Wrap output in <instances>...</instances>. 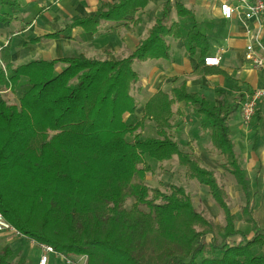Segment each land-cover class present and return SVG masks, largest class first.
Here are the masks:
<instances>
[{
  "label": "trees",
  "instance_id": "16d2710c",
  "mask_svg": "<svg viewBox=\"0 0 264 264\" xmlns=\"http://www.w3.org/2000/svg\"><path fill=\"white\" fill-rule=\"evenodd\" d=\"M147 2L108 5L69 28L97 32L101 21L123 22ZM20 7L21 0H0V23L13 22ZM166 17L136 51L116 61L80 55L15 65L10 45L0 50V212L19 236L62 256L82 257L85 264H264V191L251 182L229 126L238 107L225 99L212 103L184 82L170 92L158 91L143 118H135L133 88L140 76L134 63L168 59L164 38L182 37L174 25L167 28ZM64 36L56 32L32 43ZM208 43L199 31L187 40L200 70ZM59 65H64L61 71ZM7 91L20 93L16 104L5 99ZM182 103L210 134L224 160L219 167L243 194L239 214L232 211L216 171L183 151L170 134L174 116L184 115ZM148 119L156 137L130 138ZM175 157L189 180L208 188L223 224L199 212L183 186L146 184L149 160L164 163ZM130 199L135 202L128 209ZM15 259L9 245L0 248V264H27Z\"/></svg>",
  "mask_w": 264,
  "mask_h": 264
},
{
  "label": "crops",
  "instance_id": "0c3cea01",
  "mask_svg": "<svg viewBox=\"0 0 264 264\" xmlns=\"http://www.w3.org/2000/svg\"><path fill=\"white\" fill-rule=\"evenodd\" d=\"M122 1L21 0L15 20L0 23V50L10 45L15 65H26L28 60L31 62L39 57L51 61L80 55L89 59L116 61L136 51L166 13L165 25L167 28L174 25L177 31L180 29L182 37L168 35L164 38L170 46L168 59L149 60L141 65L143 77L133 89L138 104L135 118H143L145 105L158 91L170 92L184 82L191 93L212 103L225 99L229 106L236 105L239 116L231 118L229 123L235 151L251 182L259 183L264 191V99L259 102L256 116L249 125L243 122L238 106V101L246 95L257 90L264 91V68L256 69L247 58V47L256 43L257 39L264 48V17L246 22L235 15L227 20L221 14V4L226 0H148L135 15L128 16L123 22L101 21L97 32L86 31L82 26L69 28L73 22L95 17L106 6ZM228 1L235 3L234 0ZM174 28V34H177ZM61 31L65 38L32 43L33 39ZM196 31L208 39L206 58L221 56L219 67L203 65L200 70L199 57L190 55L187 40ZM255 48L262 53L258 46L255 45ZM58 69L61 71L62 65ZM180 108L184 115L173 118V138L185 152L196 154L205 167L216 171L214 167L217 164L206 158L220 155L212 146L210 134L200 129L198 120L184 103L180 104ZM147 124L152 126L154 122L148 119ZM10 241L12 239L4 246H10Z\"/></svg>",
  "mask_w": 264,
  "mask_h": 264
},
{
  "label": "rangeland",
  "instance_id": "374dc122",
  "mask_svg": "<svg viewBox=\"0 0 264 264\" xmlns=\"http://www.w3.org/2000/svg\"><path fill=\"white\" fill-rule=\"evenodd\" d=\"M33 60H41V58L39 57ZM29 62L30 60L27 61V63ZM143 63L144 62L136 61L133 65L134 70L140 75V77H143L140 71V67ZM63 67L64 65H62V68ZM57 70L60 71V69ZM138 83L134 87L138 86ZM19 96L20 93H15L12 91H7L4 95L5 99L10 104H16L18 102L17 100ZM238 116L239 114L236 113L232 116V118H236ZM136 137H141L142 139L156 137L154 125L150 126V124L148 125L147 122H145L143 127L131 135L130 138L133 139ZM184 148L186 149L187 146ZM183 151L185 150L183 149ZM186 151L188 150L186 149ZM219 156L220 155L215 154L212 155V157L207 156L206 158H208V160L213 162L215 165H219L220 163L224 162L223 158H220ZM206 158L204 159L207 160ZM148 163L152 169L151 172L147 174L146 179V184L149 187H158L160 183H173L183 186L191 194L194 205L199 212H202L209 220L217 224L224 223L223 212L211 199L208 188L200 186L197 181L189 180L186 176V169L182 168L178 164L177 157L169 162L156 163L149 160ZM217 165L214 168L216 170L218 181L225 186L229 194V205L232 211L239 214L241 207L245 204V198L236 185L234 178L223 173V171L220 169V167H217ZM250 172L252 175L254 174L253 171ZM134 202V199H130L126 204V207L128 209L131 208ZM141 208L146 210L145 206H141ZM238 227L244 229L246 228V225L242 222H238ZM11 239L12 241H10V247L13 249L14 255L16 256L15 260H25L27 261V264H39V260L41 259L43 251L37 243L33 242L27 237H17L13 233L3 232L0 233V248L4 247L6 242ZM208 239L211 240V237L209 236ZM67 260H70L72 264H85V259H82V257H57L53 254L49 256V264H67Z\"/></svg>",
  "mask_w": 264,
  "mask_h": 264
},
{
  "label": "built area",
  "instance_id": "2783aa9c",
  "mask_svg": "<svg viewBox=\"0 0 264 264\" xmlns=\"http://www.w3.org/2000/svg\"><path fill=\"white\" fill-rule=\"evenodd\" d=\"M235 3L231 4L228 0L221 4V14L223 18L231 20L235 15L243 21L249 22L252 20H260L264 17V0H234ZM255 45L258 46L262 53H258ZM247 58L252 61L256 69L264 68V48L260 41L257 39L256 43H252L247 47ZM221 56L207 57L205 59V66L207 67H219L221 64ZM264 99V91H254L249 95H246L242 100L238 101V106L241 112L243 122L249 125L256 116L259 102ZM8 232L13 233L16 236L20 234L14 229V227L5 219L4 215L0 212V233ZM43 255L39 261V264H48L49 256L56 255L57 257H64L57 253L52 247L40 246ZM67 264H72L70 260H67Z\"/></svg>",
  "mask_w": 264,
  "mask_h": 264
}]
</instances>
